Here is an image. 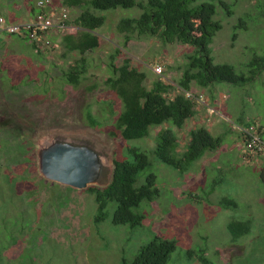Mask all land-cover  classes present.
<instances>
[{
  "label": "rangeland",
  "instance_id": "obj_1",
  "mask_svg": "<svg viewBox=\"0 0 264 264\" xmlns=\"http://www.w3.org/2000/svg\"><path fill=\"white\" fill-rule=\"evenodd\" d=\"M39 1L0 0L4 19L0 25L32 20ZM204 1L216 4L215 18L222 24L210 45L214 61L248 73L250 60L264 54V0H197ZM222 1L230 5L232 14ZM52 5L58 11L67 9V27L48 30L49 43L42 55L34 56L26 45L13 53L14 44L0 54V264H124V258L134 259L139 248L156 235L177 240L168 264H202L196 258L201 250L215 264H264V182L260 178L264 156L245 154V127L240 122V118L254 122L252 126L264 134V71L244 86L223 82L207 88L192 83L186 94L198 95V112L178 130L179 151L185 149L190 130L204 123L212 133H226V137L218 151H208L190 170L181 172L154 153L162 126H152L139 139L120 135L116 123L122 101L105 80L111 75V56L120 48L117 64L129 58L147 73L148 87L157 79L171 83L173 97L182 91L179 80L195 47L136 34L125 44L126 34L118 29L120 20L137 17L142 10H96L106 16L105 24L96 30L101 43L85 54L88 70L79 85H73L63 79V71L81 54L66 52L63 38L80 30L74 20L83 6L68 5L65 0H52ZM240 20L246 26L236 30L233 41ZM5 38L18 39L15 34ZM159 64L161 73L156 70ZM88 111L96 115L99 125L90 124ZM56 137L97 147L110 162L109 181L113 160L132 157L128 147L148 153L152 166L141 171L138 184L155 173L161 195L137 208L145 215L141 226L114 224L113 203L108 206L109 217L96 222L98 204L88 191L91 185L79 189L42 175L39 149ZM224 196L234 198L238 207H221L218 201ZM232 219L251 223L250 232L237 241L227 228Z\"/></svg>",
  "mask_w": 264,
  "mask_h": 264
},
{
  "label": "trees",
  "instance_id": "obj_2",
  "mask_svg": "<svg viewBox=\"0 0 264 264\" xmlns=\"http://www.w3.org/2000/svg\"><path fill=\"white\" fill-rule=\"evenodd\" d=\"M65 3L71 6H83L74 20V24L80 30L76 33L68 32L63 38L66 52L78 51L81 54V59L76 60L63 71V79L70 84L79 85L88 70V59L85 54L100 46L101 38L96 30L105 24L106 16L96 13V10L134 7L142 10L137 17L121 18L118 29L126 34L125 44L136 34L158 36L167 43L180 42L195 47L194 52L188 55V62L179 80L182 91L173 97L169 93L174 88L171 83L157 79L151 87H148L147 73L134 66L129 58H126L122 64H117L115 57L121 50L116 48V54H112L109 64L111 75L107 77L105 84L122 101L123 108L118 115L116 128L124 139L143 138L150 133L152 126H162L157 133L158 139L154 153L161 162L181 172L190 170L193 164L202 159L208 151L220 149L226 133L214 134L206 125H199L190 130L185 149L179 151L178 130L182 129L187 120L198 112L196 99L198 95L190 97L187 96L186 91L191 90L193 82L207 88L223 82L247 85L264 71V54L255 55L250 60L247 64L250 68L248 73H238L234 65L230 63L214 61L210 45L217 31L222 28L221 22L215 18L217 12L215 3L208 1L198 3L197 0H65ZM221 4L228 14H232L233 11L227 2L222 1ZM245 26V20H240L235 25L233 41L238 36L236 30ZM6 32L23 38L31 44L36 56L42 55V50H36V44L30 42L27 36L11 33L8 30ZM87 118L91 125L100 124L91 111H88ZM167 122H171L172 126L165 125ZM240 122L245 128L254 124L244 118H240ZM242 134H244L243 131ZM261 134L264 138L262 131ZM127 150L132 157L113 160L112 174L108 184L103 187L96 185L88 187V191L95 195L98 204V213L95 218L98 223L109 217L108 206L113 203L112 222L114 224L130 225L133 228L141 226L145 215L137 208L143 201L151 202L161 195V190L156 185L155 173H150L144 183L138 184L141 171L152 166L148 153L136 146L128 147ZM260 178L264 182V167L260 172ZM218 204L223 208L238 207V202L229 196L222 197ZM227 228L233 241H237L250 232L251 223L249 220L232 219ZM176 248L177 240L156 235L139 248L134 259L129 261L124 258L123 263L168 264ZM189 252L194 253V251ZM190 257L193 256L190 255ZM196 258L202 264H215L207 257L204 250H201Z\"/></svg>",
  "mask_w": 264,
  "mask_h": 264
},
{
  "label": "water",
  "instance_id": "obj_3",
  "mask_svg": "<svg viewBox=\"0 0 264 264\" xmlns=\"http://www.w3.org/2000/svg\"><path fill=\"white\" fill-rule=\"evenodd\" d=\"M39 165L50 180L83 189L109 183L110 162L93 144L75 138L56 137L41 145Z\"/></svg>",
  "mask_w": 264,
  "mask_h": 264
},
{
  "label": "built area",
  "instance_id": "obj_4",
  "mask_svg": "<svg viewBox=\"0 0 264 264\" xmlns=\"http://www.w3.org/2000/svg\"><path fill=\"white\" fill-rule=\"evenodd\" d=\"M37 5L40 9L35 13V17L32 20L21 24H8L6 30L11 33L27 36L30 42L36 44V50H42L49 43L46 38L48 30L64 29L67 27L68 11L67 9L58 11L52 5V0H40ZM51 5L52 7L50 8L49 6ZM2 21L4 19L0 17V22ZM156 70L161 73L163 66L159 64ZM260 130L259 127L255 126L244 128L243 137L247 153L264 154V138Z\"/></svg>",
  "mask_w": 264,
  "mask_h": 264
},
{
  "label": "crops",
  "instance_id": "obj_5",
  "mask_svg": "<svg viewBox=\"0 0 264 264\" xmlns=\"http://www.w3.org/2000/svg\"><path fill=\"white\" fill-rule=\"evenodd\" d=\"M33 12H32V14L33 13H36L37 11L34 9V10H32ZM29 14V13H28ZM31 14V15H32ZM2 14H0V16H1ZM31 15H29V17L31 16ZM28 17V18H29ZM7 30H6V27L4 26L3 27V25H0V54L2 55L4 52H6L7 51V48H9V46H11V45H13L14 47L12 48V50H13V53H15V52H18L19 51V49L21 48V46L22 45H26V47L29 49V51H31V54L33 53V55H34V51L32 50V48H31V44L29 43V42H27V41H25L23 38H21V37H19V36H17L18 37V39H17V41H14V40H9V39H6L5 38V35H7V34H9V33H7L6 32ZM17 45V46H16ZM19 45V46H18ZM34 56H36V55H34ZM206 120L207 119H205V122H206ZM205 125H206V123H204ZM208 127V126H207ZM209 128V127H208ZM210 129V128H209ZM211 130V129H210ZM212 131V130H211ZM189 141V138H187L186 139V142H188ZM216 151H218V150H216ZM231 249V248H230Z\"/></svg>",
  "mask_w": 264,
  "mask_h": 264
}]
</instances>
